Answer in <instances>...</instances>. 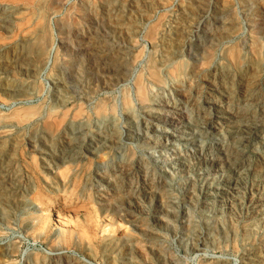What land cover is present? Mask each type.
I'll return each instance as SVG.
<instances>
[{"label":"rangeland","instance_id":"374dc122","mask_svg":"<svg viewBox=\"0 0 264 264\" xmlns=\"http://www.w3.org/2000/svg\"><path fill=\"white\" fill-rule=\"evenodd\" d=\"M0 264H264V0H0Z\"/></svg>","mask_w":264,"mask_h":264},{"label":"bare ground","instance_id":"6f19581e","mask_svg":"<svg viewBox=\"0 0 264 264\" xmlns=\"http://www.w3.org/2000/svg\"><path fill=\"white\" fill-rule=\"evenodd\" d=\"M229 12H230V11H229ZM34 48H35V47H34ZM39 50H40V49H39ZM40 52H41V51H40ZM40 52H39V53H40ZM41 53H42V52H41ZM138 89H139V95H140V96L142 97V99H143V98H144L143 90H142L141 87H139ZM184 91H185V90H184ZM143 100H144V99H143ZM143 100H142V101H143Z\"/></svg>","mask_w":264,"mask_h":264}]
</instances>
